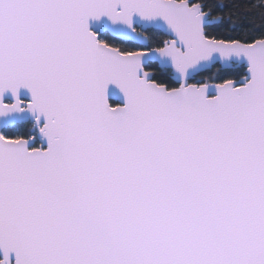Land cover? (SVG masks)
<instances>
[{
    "label": "snow or ice",
    "instance_id": "snow-or-ice-1",
    "mask_svg": "<svg viewBox=\"0 0 264 264\" xmlns=\"http://www.w3.org/2000/svg\"><path fill=\"white\" fill-rule=\"evenodd\" d=\"M0 0V264H264V0Z\"/></svg>",
    "mask_w": 264,
    "mask_h": 264
},
{
    "label": "trees",
    "instance_id": "trees-1",
    "mask_svg": "<svg viewBox=\"0 0 264 264\" xmlns=\"http://www.w3.org/2000/svg\"><path fill=\"white\" fill-rule=\"evenodd\" d=\"M212 4H223L222 14L224 17V26L221 32L224 35H228V27L231 23H235L237 32L231 33L232 35H242L245 28L240 27L243 24H247L249 19H256L259 22V15L257 10L252 7L253 4L257 3L258 0H209Z\"/></svg>",
    "mask_w": 264,
    "mask_h": 264
}]
</instances>
